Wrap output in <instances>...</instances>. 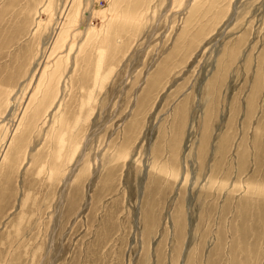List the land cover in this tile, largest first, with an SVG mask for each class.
<instances>
[{"label": "rangeland", "instance_id": "obj_1", "mask_svg": "<svg viewBox=\"0 0 264 264\" xmlns=\"http://www.w3.org/2000/svg\"><path fill=\"white\" fill-rule=\"evenodd\" d=\"M0 264H264V0H0Z\"/></svg>", "mask_w": 264, "mask_h": 264}]
</instances>
